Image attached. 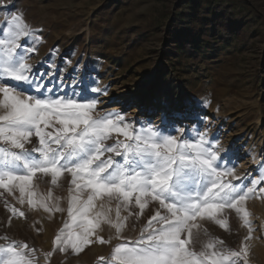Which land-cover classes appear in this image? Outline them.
Instances as JSON below:
<instances>
[{"label": "rangeland", "instance_id": "rangeland-1", "mask_svg": "<svg viewBox=\"0 0 264 264\" xmlns=\"http://www.w3.org/2000/svg\"><path fill=\"white\" fill-rule=\"evenodd\" d=\"M13 14L21 15L33 33L21 41V50L35 47L28 63L53 96L99 86L106 94L87 93L101 101L98 111L120 112L137 130L150 123L163 131L162 111L185 112L188 119L164 134L185 139L206 134L219 147H231L241 183L264 178V0H0V30ZM195 37L201 43L193 44ZM6 83L37 94L27 85ZM34 183L35 207L27 197L18 203V189L12 195L0 189V244L26 242L38 264H104L100 258L109 259L122 242L115 230L107 224L97 230L105 240L113 237L110 243L96 241L79 253L55 250L58 230L70 221L69 184L62 180L54 187L48 178ZM49 190L65 211L49 213L40 206ZM5 201L25 216L13 215ZM157 207L152 203L138 220L130 218L123 236L136 238ZM245 208L254 229L247 264H264V196L253 195ZM202 223L233 249L247 235L234 212L228 216L230 232Z\"/></svg>", "mask_w": 264, "mask_h": 264}, {"label": "snow or ice", "instance_id": "snow-or-ice-1", "mask_svg": "<svg viewBox=\"0 0 264 264\" xmlns=\"http://www.w3.org/2000/svg\"><path fill=\"white\" fill-rule=\"evenodd\" d=\"M5 24L0 30V189L9 195L18 189V203L23 205L27 197V204L35 207L34 181L48 178L54 187L68 182L70 221L58 230L55 250L79 253L96 241L110 243L113 237L105 240L97 231L107 224L122 242L109 259L100 258L104 264H247L254 229L245 202L257 193L264 196V187L259 186L264 178L241 183L231 147H219V141H209L206 134L192 139L164 134L188 119L185 112L162 111L163 131L150 123L137 130L120 112L98 111L101 101L87 93L106 94L99 86L81 87L72 96H53L52 89L39 82L43 75L38 80L28 63L35 47L21 50V41L33 35L29 26L19 14ZM8 80L37 94L9 87ZM49 199L54 202L49 204ZM60 199L49 190L40 206L49 213L63 212ZM152 203L158 207L139 235L123 236L126 222L138 220ZM5 205L13 215L25 216L7 201ZM233 212L247 229L235 249L212 236L202 223L230 232L228 216ZM0 264H38L35 249L9 240L0 244Z\"/></svg>", "mask_w": 264, "mask_h": 264}, {"label": "trees", "instance_id": "trees-1", "mask_svg": "<svg viewBox=\"0 0 264 264\" xmlns=\"http://www.w3.org/2000/svg\"><path fill=\"white\" fill-rule=\"evenodd\" d=\"M200 37H195V42H193V44H199V43H201V42H199L197 39H199ZM182 41H184V39H182Z\"/></svg>", "mask_w": 264, "mask_h": 264}]
</instances>
